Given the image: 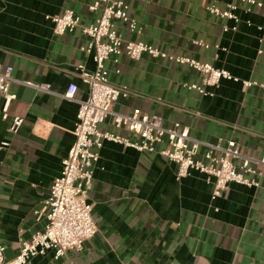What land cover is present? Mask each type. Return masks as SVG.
I'll return each instance as SVG.
<instances>
[{"label": "crops", "instance_id": "1", "mask_svg": "<svg viewBox=\"0 0 264 264\" xmlns=\"http://www.w3.org/2000/svg\"><path fill=\"white\" fill-rule=\"evenodd\" d=\"M124 1L141 27L137 34L115 21L124 39L210 63L240 80L223 79L212 95H201L184 86L202 78L189 65L122 54L106 62L110 81L129 91L112 104V111L128 115L140 109L161 116L165 127H189L191 136L203 142L201 154L207 145L234 140L241 153L235 162L250 159L260 184L231 183L214 197V185L205 175L192 171L178 179L177 165L166 157L106 141L89 192L97 234L82 250H69L63 257L48 251L27 264H264L263 10L246 12L240 4L238 30L225 31L236 23L207 7L216 1L225 10L239 0ZM91 3L0 0V63L13 67L7 119L2 118L6 97L0 96V146L8 142L0 148V244L7 260L44 230L45 202L74 143L79 103L65 94L71 84L77 85V100L89 94L79 65L95 70L92 54L82 49L89 38L81 26L100 15L89 10ZM68 8L79 16L80 27L57 35L46 16ZM195 40L210 46L195 45ZM242 80L258 84L244 88ZM41 84L50 89L36 86ZM14 116L24 119L17 132L10 130ZM100 128L136 139L117 128L111 115Z\"/></svg>", "mask_w": 264, "mask_h": 264}, {"label": "built area", "instance_id": "2", "mask_svg": "<svg viewBox=\"0 0 264 264\" xmlns=\"http://www.w3.org/2000/svg\"><path fill=\"white\" fill-rule=\"evenodd\" d=\"M240 4L244 5L246 12H250L252 8H259L264 12V0L230 2L225 10L213 1L207 9L215 16L233 20L236 24L232 28L225 26V31H236L241 21L236 13ZM129 8L124 0H92L89 5L90 11H99L100 15L93 24L81 26L83 33L89 38L82 49L92 54L95 70L89 71L84 65H79L82 80L89 89L87 99L75 98L76 84H71L65 94L67 99L79 103L77 120L72 131L75 139L68 156L63 160L61 175L54 180L45 202L47 224L43 231L35 233L29 241L21 245L18 255L12 260L6 259V247L0 244V264H27L32 258L46 255L48 251H53L57 257H63L69 250H82L83 243L97 234L98 227L93 218L89 192L92 189L100 150L106 141L166 157L177 165L178 179L190 175L192 171L205 175L207 181L214 185V197L221 196L231 183L247 187L259 186L257 171L251 166L250 159H245L241 164L235 162V159L241 157L236 141L228 140L225 145L221 142L207 145L208 149L201 154L203 142L191 136L189 127L181 126L180 123L165 127L161 116L149 115L140 109H135L128 115L112 111V104L121 97H128L129 91L110 81L106 62L110 59L117 61L122 54L132 59H140L142 55L147 54L154 58L189 65L200 72L202 78L200 82L187 83L184 86L201 95H212V90L217 88L223 79L237 82L240 80L230 71L216 68L210 63H202L187 56L171 55L146 42L124 39L115 21H123L131 32L141 33V27L130 15ZM46 18L53 22V31L57 35L73 32L80 27V18L71 8L62 14L47 15ZM259 29L264 30V25ZM260 42H263V39H260ZM193 43L206 48L210 46L200 40ZM261 52L262 50H259V53ZM12 72V66L3 68L0 63V96L6 97L3 119L9 116L8 105L13 98V95L7 94ZM241 82L244 88L258 84L250 80ZM36 86L46 91L50 89V85ZM110 115L113 116L117 128L127 129L136 139L130 140L102 130L100 126ZM23 122L21 116H14L10 130L17 132ZM7 145L8 142H4L0 148ZM43 213L44 210H41L39 215Z\"/></svg>", "mask_w": 264, "mask_h": 264}]
</instances>
